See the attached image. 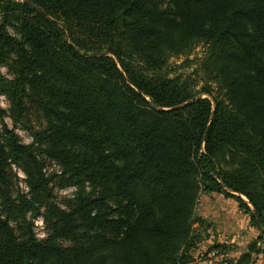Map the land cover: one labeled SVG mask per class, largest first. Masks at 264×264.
Listing matches in <instances>:
<instances>
[{"label": "trees", "instance_id": "obj_1", "mask_svg": "<svg viewBox=\"0 0 264 264\" xmlns=\"http://www.w3.org/2000/svg\"><path fill=\"white\" fill-rule=\"evenodd\" d=\"M0 67V264H190L202 194L264 241V0H0Z\"/></svg>", "mask_w": 264, "mask_h": 264}, {"label": "rangeland", "instance_id": "obj_2", "mask_svg": "<svg viewBox=\"0 0 264 264\" xmlns=\"http://www.w3.org/2000/svg\"><path fill=\"white\" fill-rule=\"evenodd\" d=\"M204 54L205 47L199 44L189 55L171 58L169 60L170 77L190 76L197 85L196 90H200L203 82L195 70ZM0 72L10 77L6 68L0 67ZM0 104L3 108H9V102L4 96L0 97ZM6 121L12 127V120L7 118ZM34 123L38 126L36 121ZM16 131L24 143L30 142L27 131L21 127H18ZM49 167L54 169L53 166ZM65 199L66 197L59 192V202L62 203ZM196 213L204 220V225L199 228L202 241L190 252L192 258L190 264H237L252 244L260 253H253L249 264H264V241L259 239L260 232L250 226L249 214L240 210L239 203L235 199L226 198L220 194H202ZM196 226L199 227V225ZM35 232L39 238L46 237L42 217L36 219Z\"/></svg>", "mask_w": 264, "mask_h": 264}, {"label": "built area", "instance_id": "obj_3", "mask_svg": "<svg viewBox=\"0 0 264 264\" xmlns=\"http://www.w3.org/2000/svg\"><path fill=\"white\" fill-rule=\"evenodd\" d=\"M19 174L21 177H23V174L21 172ZM71 192H73V189L60 191L62 195H66L67 193H71Z\"/></svg>", "mask_w": 264, "mask_h": 264}]
</instances>
